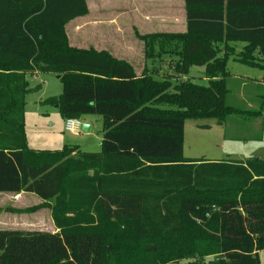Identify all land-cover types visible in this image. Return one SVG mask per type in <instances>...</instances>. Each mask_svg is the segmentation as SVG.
<instances>
[{
	"label": "trees",
	"instance_id": "1",
	"mask_svg": "<svg viewBox=\"0 0 264 264\" xmlns=\"http://www.w3.org/2000/svg\"><path fill=\"white\" fill-rule=\"evenodd\" d=\"M186 6L185 33H137L146 58H173L160 78L70 45L66 27L89 14L87 0H0V192L37 195L22 211L48 207L58 229L0 230V264H262L264 159H189L184 142L188 118H263V95L249 99L258 109L229 103L228 60L264 71V0ZM194 66L207 85L188 77ZM37 73L61 79L43 104L66 120L103 116L99 152L28 146Z\"/></svg>",
	"mask_w": 264,
	"mask_h": 264
},
{
	"label": "rangeland",
	"instance_id": "2",
	"mask_svg": "<svg viewBox=\"0 0 264 264\" xmlns=\"http://www.w3.org/2000/svg\"><path fill=\"white\" fill-rule=\"evenodd\" d=\"M101 33L109 35L107 37L110 40H116L115 32ZM122 33L124 35V32ZM129 34L130 32H126L127 36ZM71 35H73L74 43H71L68 35L70 45L81 48L75 46L78 38L75 31L71 30ZM241 50L238 51L237 49L236 51L240 52ZM169 59V65L172 68L173 58L169 56ZM138 65V70L143 69L142 64L139 63ZM228 67L232 75L228 80L229 103L234 102L235 105L244 109H258V106L250 104L249 99L254 95L264 96V85L259 80L262 71L233 58L228 60ZM198 69L201 68L193 67L192 72L197 74ZM201 76L203 78H193V81L207 85L208 81L204 78V74ZM30 81L32 86L38 84L40 88L26 95L24 131L28 146L35 150H61L65 146H77L83 152H99L103 138V116L85 115L80 118L83 126L88 123L92 125L91 130H85L84 127H81L75 132L67 131L65 129L66 118L61 115L59 106L43 104L46 99L62 94L63 83L61 79L51 73H40ZM201 125H209V127H202ZM184 155L189 159L211 161L264 159V117L255 119L232 115L224 124H218L214 119L188 118L185 124ZM26 193L25 209L36 206L38 196L33 193ZM0 204H2L0 206V214H2L5 206L2 202ZM25 216H29V212H26ZM26 221L30 222L31 220L27 217ZM210 258L208 256L204 261L207 262ZM260 259L264 264V250L260 252ZM190 261L196 262L197 259H190Z\"/></svg>",
	"mask_w": 264,
	"mask_h": 264
},
{
	"label": "crops",
	"instance_id": "3",
	"mask_svg": "<svg viewBox=\"0 0 264 264\" xmlns=\"http://www.w3.org/2000/svg\"><path fill=\"white\" fill-rule=\"evenodd\" d=\"M87 2L89 14L71 21L66 27L71 43H74L73 35H71L73 30L78 36L75 46L108 51L115 58L131 63L137 75H141L145 69L160 78L171 73L168 55L157 59L146 58L145 43L139 39L137 32L141 35L185 33L188 28L186 0H87ZM107 31L115 32L116 40H110L109 35L101 33ZM126 32H130L129 36ZM239 44L237 43L238 51L246 45ZM139 63L143 65L141 70H138ZM194 67L201 69H198L195 74L192 72V67L188 77L203 78L201 75L204 74L205 68ZM261 71L262 76L259 80L264 85V71ZM39 74L28 78L30 85V79L36 78ZM35 86L31 85V87ZM86 125L91 130L92 125L90 123ZM26 194V192H0V202L5 206L3 213L0 214V230L57 232L51 209L48 207L29 212L27 217L31 221H26V212L22 211L25 210ZM36 201L37 205L43 203L39 197Z\"/></svg>",
	"mask_w": 264,
	"mask_h": 264
},
{
	"label": "built area",
	"instance_id": "4",
	"mask_svg": "<svg viewBox=\"0 0 264 264\" xmlns=\"http://www.w3.org/2000/svg\"><path fill=\"white\" fill-rule=\"evenodd\" d=\"M83 127V123L80 119L69 118L66 120L65 129L70 132H75Z\"/></svg>",
	"mask_w": 264,
	"mask_h": 264
},
{
	"label": "water",
	"instance_id": "5",
	"mask_svg": "<svg viewBox=\"0 0 264 264\" xmlns=\"http://www.w3.org/2000/svg\"><path fill=\"white\" fill-rule=\"evenodd\" d=\"M83 127H84L85 130H89V126L84 125Z\"/></svg>",
	"mask_w": 264,
	"mask_h": 264
}]
</instances>
